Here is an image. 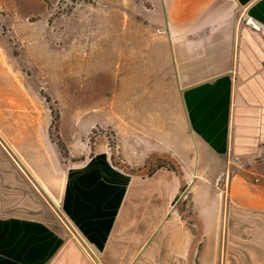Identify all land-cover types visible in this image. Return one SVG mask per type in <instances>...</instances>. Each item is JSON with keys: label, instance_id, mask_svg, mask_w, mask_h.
<instances>
[{"label": "crops", "instance_id": "obj_1", "mask_svg": "<svg viewBox=\"0 0 264 264\" xmlns=\"http://www.w3.org/2000/svg\"><path fill=\"white\" fill-rule=\"evenodd\" d=\"M150 1L131 27L160 29L180 111L127 116L115 151L133 170L167 154L178 172L125 171L111 144L70 164L11 155L0 264H264V0Z\"/></svg>", "mask_w": 264, "mask_h": 264}, {"label": "rangeland", "instance_id": "obj_2", "mask_svg": "<svg viewBox=\"0 0 264 264\" xmlns=\"http://www.w3.org/2000/svg\"><path fill=\"white\" fill-rule=\"evenodd\" d=\"M150 5L0 0L1 162L19 152L54 158V149L70 164L90 147H115L127 116L179 114L160 29L131 27L147 23L140 9Z\"/></svg>", "mask_w": 264, "mask_h": 264}, {"label": "trees", "instance_id": "obj_3", "mask_svg": "<svg viewBox=\"0 0 264 264\" xmlns=\"http://www.w3.org/2000/svg\"><path fill=\"white\" fill-rule=\"evenodd\" d=\"M111 158L113 160L114 165H117V167L125 170V171H132V172H138L141 174H151L154 170H156L157 168L160 167H166L167 169H172L176 172H178L179 167L177 162L170 156H167V154L165 155H160V156H156L155 158H152L151 160L149 159V161L147 163H145L142 167L133 170L131 168H129L128 165L122 163V161L119 159L117 152H115V147L111 146ZM90 156V154L88 156H82L80 158H76L72 160V163H78V162H82V161H86L87 158Z\"/></svg>", "mask_w": 264, "mask_h": 264}, {"label": "built area", "instance_id": "obj_4", "mask_svg": "<svg viewBox=\"0 0 264 264\" xmlns=\"http://www.w3.org/2000/svg\"><path fill=\"white\" fill-rule=\"evenodd\" d=\"M253 183L264 184V178L262 179L259 177H255L253 179ZM79 240L81 242V245L83 246V249L98 262L97 256L93 253V251L87 245H85L84 241L81 238Z\"/></svg>", "mask_w": 264, "mask_h": 264}]
</instances>
